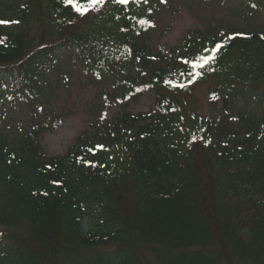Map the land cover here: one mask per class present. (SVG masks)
I'll use <instances>...</instances> for the list:
<instances>
[{
  "label": "trees",
  "instance_id": "trees-1",
  "mask_svg": "<svg viewBox=\"0 0 264 264\" xmlns=\"http://www.w3.org/2000/svg\"><path fill=\"white\" fill-rule=\"evenodd\" d=\"M173 1L187 3L74 0L81 15L0 0V264H264V0H199L229 15L153 50V14ZM72 60L105 105L147 91L154 104L110 120L94 104L82 136L48 157L40 137L57 123L37 106ZM204 83L214 114H187Z\"/></svg>",
  "mask_w": 264,
  "mask_h": 264
},
{
  "label": "rangeland",
  "instance_id": "rangeland-1",
  "mask_svg": "<svg viewBox=\"0 0 264 264\" xmlns=\"http://www.w3.org/2000/svg\"><path fill=\"white\" fill-rule=\"evenodd\" d=\"M218 3V2H217ZM225 10L220 9L214 2L199 0H187L173 2L169 8L162 10L155 17L154 28L150 33V44L153 50L161 48L174 49L182 38L191 30L202 29L212 24L215 19L227 17ZM238 25H244V20L237 19ZM69 72V81L66 86L60 84L57 99L52 105L57 113L65 112L64 121L57 124L53 131H47L40 137L44 153L48 157L61 156L75 143L88 129V124L94 112V104L103 107L106 111V119L112 118L121 109L125 108L133 113L147 112L154 102V94L148 92L136 101L128 103L127 107L120 105L105 106L104 101L98 98L100 89L97 84L88 83L80 67L65 69ZM66 82V81H65ZM209 83L199 84L185 97L184 111L187 114L197 113L206 115L214 112L210 109L207 101V89ZM184 98H179V101ZM151 257L152 255L149 254Z\"/></svg>",
  "mask_w": 264,
  "mask_h": 264
},
{
  "label": "snow or ice",
  "instance_id": "snow-or-ice-1",
  "mask_svg": "<svg viewBox=\"0 0 264 264\" xmlns=\"http://www.w3.org/2000/svg\"><path fill=\"white\" fill-rule=\"evenodd\" d=\"M65 2L67 4H70L81 15L85 14V12L87 11V9H81L76 3H74V0H65ZM98 2H102V0H91V3L93 5H95ZM116 2L120 3V4H126L127 0H116ZM162 2H163V0H162ZM0 23H7V22L6 21H0ZM262 38H264V37H262ZM222 47H223V45H221V44L216 45V47L212 50L213 53L217 52ZM214 59H215V55H212L208 58H205L203 64H207L211 60H214ZM203 64H193V67H203Z\"/></svg>",
  "mask_w": 264,
  "mask_h": 264
}]
</instances>
